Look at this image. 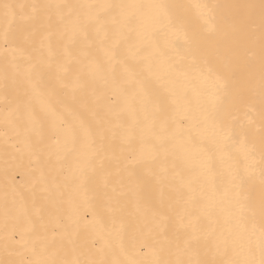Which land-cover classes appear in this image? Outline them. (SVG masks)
Instances as JSON below:
<instances>
[{"label": "snow or ice", "instance_id": "snow-or-ice-1", "mask_svg": "<svg viewBox=\"0 0 264 264\" xmlns=\"http://www.w3.org/2000/svg\"><path fill=\"white\" fill-rule=\"evenodd\" d=\"M193 10L201 27L189 32ZM149 29L161 34L163 44L151 43L162 65L190 56L216 66L211 110L202 108L197 123L211 127L212 143L230 169L241 156L249 177L260 165L258 196L236 192L227 204L218 202L214 215L208 193L197 196L195 177L169 164L165 145L183 131L169 112L175 101L141 96L131 74L115 73L125 64L121 45ZM142 47L135 53L129 47L128 54ZM0 94L5 123L17 131L26 123L29 147L54 165L73 154L66 171L53 167L50 182L42 174L44 195L37 202L33 193L31 211L10 216L5 210L0 264H264V0H0ZM36 97L56 103L37 113ZM184 119L191 126L190 113ZM68 182L91 191V220L78 213L64 219L60 188ZM130 194L135 210L157 222L158 239L150 245L126 246L115 227Z\"/></svg>", "mask_w": 264, "mask_h": 264}, {"label": "bare ground", "instance_id": "bare-ground-1", "mask_svg": "<svg viewBox=\"0 0 264 264\" xmlns=\"http://www.w3.org/2000/svg\"><path fill=\"white\" fill-rule=\"evenodd\" d=\"M68 2L147 5L161 2L167 4L198 2L224 4L236 2V0H68ZM187 27L189 32L201 27V21L195 10L190 12ZM154 39L160 40L163 44L161 34L157 33L153 36L151 29L139 39L133 34L127 44H122L119 49L125 64L123 66L117 64L115 73L120 77L131 74L134 77L132 87L141 96L165 97L175 101V104L169 107V112L177 121L175 127L183 131L178 133L173 142L165 145L169 151V164L174 162L186 178L195 177L193 187L196 194L199 196L201 190L208 193L210 206L215 205L214 215L218 213V202L224 199V203L227 204L236 192H240L242 196L249 194L258 196L260 165L257 164L255 175L249 177L245 173V164L241 156L235 167L230 169L231 162L222 160L212 143L211 127L205 128L197 123L202 119V108L211 110L210 100L217 87L216 66L214 64L205 65L199 60L193 62L190 56L183 59L177 57L172 61L173 67L167 64L162 65L151 43ZM140 46L143 47L138 55L128 54L129 47L135 53ZM209 68H212V71H209ZM170 92L171 95H169ZM9 99L11 100V97ZM47 102L56 103V98L53 97L51 101H48L46 98L36 97L32 100V106L39 113L42 104ZM6 110L3 95L0 94V236L3 235L5 210L9 211L10 216L22 213L25 208L31 211L33 193L36 194L37 202L44 195L40 191L42 174L43 178L50 182L54 174L53 167H63L66 171L73 159V154L69 153L60 164L54 165V161H49L46 155L38 154L26 142L24 131L26 123H21L18 131L7 125L4 120ZM186 112L192 117L191 126L189 121L184 119ZM60 191L63 193L62 207L66 221L70 217L75 219L77 213L82 219H92L90 205L94 202L89 199L90 190L85 192L74 183L68 182L66 185L62 183ZM225 191L228 193L227 198H224ZM151 198L155 202L158 199V193L153 192ZM197 207H200L199 200H197ZM104 223L109 228L113 227V221L108 215H105ZM202 223L206 226L207 219L202 218ZM115 227L119 229L126 246L150 245L158 239L157 222L153 220L149 212L135 210L134 198L131 194L127 210L116 218ZM16 239L19 240L20 236L17 235ZM113 243L115 244V241Z\"/></svg>", "mask_w": 264, "mask_h": 264}]
</instances>
